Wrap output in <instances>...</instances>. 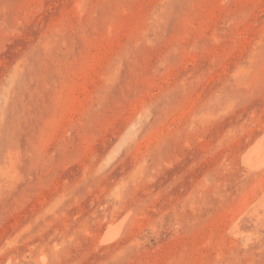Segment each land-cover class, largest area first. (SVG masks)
I'll list each match as a JSON object with an SVG mask.
<instances>
[{
	"label": "rangeland",
	"instance_id": "1",
	"mask_svg": "<svg viewBox=\"0 0 264 264\" xmlns=\"http://www.w3.org/2000/svg\"><path fill=\"white\" fill-rule=\"evenodd\" d=\"M263 134L264 0H0V264H264Z\"/></svg>",
	"mask_w": 264,
	"mask_h": 264
},
{
	"label": "bare ground",
	"instance_id": "2",
	"mask_svg": "<svg viewBox=\"0 0 264 264\" xmlns=\"http://www.w3.org/2000/svg\"><path fill=\"white\" fill-rule=\"evenodd\" d=\"M243 163L251 170L264 169V134L259 136L253 144H250V146L244 153ZM251 206L252 207H250L248 211V213L250 214H248L249 218L251 219V221L258 224L259 222L264 220V190L262 191L261 195L257 197L256 201H254V204H252ZM122 224L123 223L121 221V223H118L117 225L114 224L109 225V227L107 226L108 228L101 239V243L110 244L113 243L116 238H119L121 228L123 227ZM234 231L236 232V230Z\"/></svg>",
	"mask_w": 264,
	"mask_h": 264
}]
</instances>
